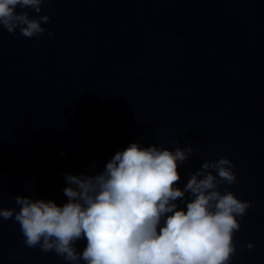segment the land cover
Masks as SVG:
<instances>
[{
  "label": "water",
  "instance_id": "1",
  "mask_svg": "<svg viewBox=\"0 0 264 264\" xmlns=\"http://www.w3.org/2000/svg\"><path fill=\"white\" fill-rule=\"evenodd\" d=\"M41 9H24L50 17L39 37L0 28V206L18 207L17 195L62 205L65 174L99 173L132 142L190 146L177 186L205 160H231L236 181L220 190L253 206L238 218L229 264H264V0H46ZM0 264L71 262L27 247L19 224L0 218Z\"/></svg>",
  "mask_w": 264,
  "mask_h": 264
},
{
  "label": "clouds",
  "instance_id": "2",
  "mask_svg": "<svg viewBox=\"0 0 264 264\" xmlns=\"http://www.w3.org/2000/svg\"><path fill=\"white\" fill-rule=\"evenodd\" d=\"M45 2L0 0V28L9 34L19 29L26 38L43 35L48 30L42 24L50 17H30L24 9L40 13ZM192 152L190 146L173 151L132 142L99 173L65 174L62 205L17 195L18 207L0 206V218L19 224L27 247L39 246L71 264H229L238 218L253 205L232 191L221 192V184L236 181L235 165L226 157L203 161L178 187L179 164ZM2 199L0 191V205ZM178 200L186 203V211ZM82 239L86 246L78 251ZM253 246L251 241L244 245Z\"/></svg>",
  "mask_w": 264,
  "mask_h": 264
}]
</instances>
